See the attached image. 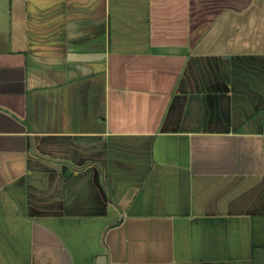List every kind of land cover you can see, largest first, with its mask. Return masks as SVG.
<instances>
[{"label":"crops","instance_id":"crops-1","mask_svg":"<svg viewBox=\"0 0 264 264\" xmlns=\"http://www.w3.org/2000/svg\"><path fill=\"white\" fill-rule=\"evenodd\" d=\"M0 264H264V0H0Z\"/></svg>","mask_w":264,"mask_h":264},{"label":"rangeland","instance_id":"rangeland-1","mask_svg":"<svg viewBox=\"0 0 264 264\" xmlns=\"http://www.w3.org/2000/svg\"><path fill=\"white\" fill-rule=\"evenodd\" d=\"M86 104V103H85Z\"/></svg>","mask_w":264,"mask_h":264}]
</instances>
